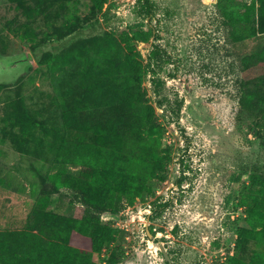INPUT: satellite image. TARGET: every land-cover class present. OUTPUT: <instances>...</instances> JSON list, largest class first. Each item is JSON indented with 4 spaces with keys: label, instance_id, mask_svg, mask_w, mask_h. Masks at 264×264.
Wrapping results in <instances>:
<instances>
[{
    "label": "rangeland",
    "instance_id": "1",
    "mask_svg": "<svg viewBox=\"0 0 264 264\" xmlns=\"http://www.w3.org/2000/svg\"><path fill=\"white\" fill-rule=\"evenodd\" d=\"M137 1L107 0L99 11L91 0H0V231L32 230L40 200L47 211L75 216L79 195L54 187L60 170H81L58 163L55 99H106L100 88L109 74L128 78L126 54L146 63L161 44L171 57L162 73L166 105H158L150 76L145 88L166 130L168 175L152 182V193L119 198V211L102 215L114 233L92 260L167 264L163 244L176 264H231L239 235L248 234L247 202L264 199V119L242 109L238 93L243 59L264 48V34L242 37L244 26L232 27L222 13L230 0H151L150 16ZM45 52L66 61L52 70L39 62ZM20 117L37 124L28 137L15 126ZM255 250L247 241L242 260Z\"/></svg>",
    "mask_w": 264,
    "mask_h": 264
},
{
    "label": "trees",
    "instance_id": "2",
    "mask_svg": "<svg viewBox=\"0 0 264 264\" xmlns=\"http://www.w3.org/2000/svg\"><path fill=\"white\" fill-rule=\"evenodd\" d=\"M91 1L93 9L99 11L107 2ZM137 2L141 13L150 16L154 7L152 1ZM222 11L232 27L242 25L248 33L247 36L234 34L236 41L239 36L264 34V0H253L245 5L230 0L222 6ZM106 54L112 56L110 50ZM143 60L140 54H126L128 78L118 83L109 74L106 85L100 88L106 94L104 100L95 99L93 95L73 101L67 94L56 97L62 121L54 129L58 163L81 170L78 174H71L66 168L60 170L54 187L56 191L74 190L82 207L74 217H67L47 211V200H40L41 209L35 213L32 230L0 231V264H95L93 253L109 245L112 239L109 235L114 233L103 224L102 215L118 212L119 198L133 202L153 192L155 179L167 178L171 158L162 154L166 130L148 99L145 79L150 76L158 105L165 106L167 81L162 73L165 65L171 63V57L161 44H153L146 63ZM63 61L66 57L58 56L56 60L51 52L43 53L39 60L52 70ZM241 78L238 93L242 109L260 114L264 119V48L243 59ZM178 105L177 115L182 102ZM15 126L28 137L37 124L20 117L15 120ZM13 137L15 142H23L21 135ZM21 150L26 149L21 146ZM247 203L248 234L246 232L245 239L239 235L229 261L231 264H264V199ZM80 214L84 216L81 218ZM247 241L257 246L251 261L241 258ZM76 243L78 248L73 247Z\"/></svg>",
    "mask_w": 264,
    "mask_h": 264
},
{
    "label": "water",
    "instance_id": "3",
    "mask_svg": "<svg viewBox=\"0 0 264 264\" xmlns=\"http://www.w3.org/2000/svg\"><path fill=\"white\" fill-rule=\"evenodd\" d=\"M160 250H161L162 254L164 255V257H165L168 261H170V258H171V257H170V255H169V253H168L166 247H165L163 244L160 246Z\"/></svg>",
    "mask_w": 264,
    "mask_h": 264
},
{
    "label": "flooded vegetation",
    "instance_id": "4",
    "mask_svg": "<svg viewBox=\"0 0 264 264\" xmlns=\"http://www.w3.org/2000/svg\"><path fill=\"white\" fill-rule=\"evenodd\" d=\"M169 255H170V254H169ZM170 257H171V256H170ZM165 261H166L167 264H176L174 258H170V261H168V260L165 258Z\"/></svg>",
    "mask_w": 264,
    "mask_h": 264
}]
</instances>
